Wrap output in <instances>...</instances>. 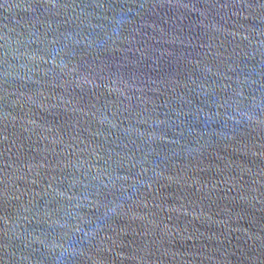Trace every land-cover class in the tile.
Wrapping results in <instances>:
<instances>
[{
  "label": "water",
  "instance_id": "1",
  "mask_svg": "<svg viewBox=\"0 0 264 264\" xmlns=\"http://www.w3.org/2000/svg\"><path fill=\"white\" fill-rule=\"evenodd\" d=\"M0 264H264V0H0Z\"/></svg>",
  "mask_w": 264,
  "mask_h": 264
}]
</instances>
